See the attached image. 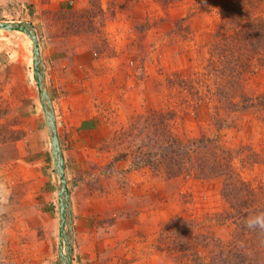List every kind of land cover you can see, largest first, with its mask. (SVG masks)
<instances>
[{"label":"rangeland","instance_id":"1","mask_svg":"<svg viewBox=\"0 0 264 264\" xmlns=\"http://www.w3.org/2000/svg\"><path fill=\"white\" fill-rule=\"evenodd\" d=\"M233 1L0 0V21L36 30L70 193L71 264H179L177 238L164 229L177 218L185 240L208 227L232 237V223L214 221L225 208L222 179H166L137 162L162 135L158 124L169 138L251 146L258 163L239 156L235 165L264 186V104L211 108L223 79L209 44ZM238 2L264 19L263 3ZM32 48L25 32L0 29V264H61L57 176ZM241 87L264 93V69ZM217 113L231 125L216 129Z\"/></svg>","mask_w":264,"mask_h":264},{"label":"trees","instance_id":"2","mask_svg":"<svg viewBox=\"0 0 264 264\" xmlns=\"http://www.w3.org/2000/svg\"><path fill=\"white\" fill-rule=\"evenodd\" d=\"M238 1L225 6L226 19L223 18L217 26L209 44L212 62L221 63H214L212 67L223 79L220 84L223 93L219 95L211 92V108L220 104L228 112L264 104V93L251 95L243 92L241 87L254 69H264V19L251 13V2L244 5ZM258 1L264 4V0ZM235 95L240 98L238 103L233 101ZM226 116L218 113L212 116L211 122L217 125L216 129L231 125L227 122L230 118L225 120ZM160 126L165 125L158 124L153 130L158 134L159 131L163 132L158 142L135 156L137 162L153 167L166 179L191 175L201 179H222L220 194L225 201V208L220 220L214 216V221L230 222L235 226L228 240L216 237L209 227L206 231L197 230L190 240H185L181 230L184 220L177 218L169 222L164 229L173 232L177 238H173L172 251L177 253V263L264 264V229L247 227L250 217L264 213V186L261 183L256 187L251 186L235 165V160L240 156L243 165L252 166L260 159L258 154L249 145L225 146L217 135H201L187 141L169 138L163 136L166 130L164 127L159 129Z\"/></svg>","mask_w":264,"mask_h":264},{"label":"water","instance_id":"3","mask_svg":"<svg viewBox=\"0 0 264 264\" xmlns=\"http://www.w3.org/2000/svg\"><path fill=\"white\" fill-rule=\"evenodd\" d=\"M0 29L6 31H21L25 32L29 38L33 41V71L34 77L39 89L42 107L44 111L45 121L48 129V134L51 143V154L55 167V173L57 176L58 186V204H59V238L61 244L59 251V259L61 264H71L72 262V226H71V204L70 193L67 186L65 163L62 149L59 142L57 133L56 122L54 120L53 109L51 106V100L49 98L45 79L44 69L41 60L39 42L35 28L28 23H16V22H2L0 21Z\"/></svg>","mask_w":264,"mask_h":264},{"label":"clouds","instance_id":"4","mask_svg":"<svg viewBox=\"0 0 264 264\" xmlns=\"http://www.w3.org/2000/svg\"><path fill=\"white\" fill-rule=\"evenodd\" d=\"M247 227L250 229H264V213L254 215L247 220Z\"/></svg>","mask_w":264,"mask_h":264}]
</instances>
